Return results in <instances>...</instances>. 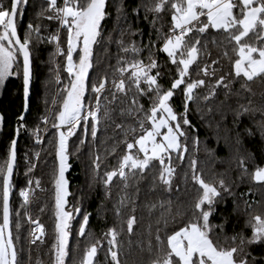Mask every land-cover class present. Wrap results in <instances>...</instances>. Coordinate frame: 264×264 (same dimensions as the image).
I'll return each instance as SVG.
<instances>
[{"label":"snow or ice","instance_id":"6c2138e0","mask_svg":"<svg viewBox=\"0 0 264 264\" xmlns=\"http://www.w3.org/2000/svg\"><path fill=\"white\" fill-rule=\"evenodd\" d=\"M27 3L28 0H8L5 5L4 0H0V87L9 77H22L23 112L27 113L33 80V52L40 43L54 45L51 62L54 64L53 81L58 87L51 101H44L45 115L30 130L35 143L41 145L44 143L42 134L47 132L49 124L55 129L56 162L51 174L54 200L51 264H68L72 221L76 217H80L76 236L86 241L83 255L76 264H98L95 258L101 249L105 250V258L110 264H123L120 237L126 231L127 243L132 245L131 236L137 222L132 213L136 211L139 191L137 188L136 193L129 195L127 190L136 187L145 178V172H154L153 188L159 184L165 192H171L177 167L174 160L184 162L189 142L194 153L199 151L200 140L195 135V125L189 119L190 112L200 114V102L206 104L214 99L217 89L224 90L226 98L242 96L243 93L251 96L254 95L251 83L264 81V0H140L130 9L125 7L124 0H116L114 24L108 32H105V22L112 16L110 0H43L36 18L55 22V30L44 35L42 29L47 32V26L29 22L21 35L19 20ZM166 10L170 13L167 32L161 23V14ZM141 17L148 26L147 42L143 39L144 29L134 28L132 23L135 20L139 25ZM209 30L222 37L219 42L212 39L211 43L222 48V57L230 61L232 71L228 74L217 75L220 68L214 66L219 65L218 59L210 63L204 59L210 56L208 41L204 39ZM61 31L64 32L63 40ZM113 32L117 33L115 39ZM112 43L117 48L116 63L111 74L97 77L92 72L96 65L95 50L104 46L107 52ZM229 45L234 60L229 55ZM144 52L147 55L142 57ZM157 53L165 55L167 72L161 71L165 64L157 59ZM56 57L63 58V68L56 62ZM61 71L67 74L66 82L61 78ZM165 75L170 79L167 88L160 82ZM237 81L240 91L234 92L232 85ZM201 89L203 93L199 91ZM177 94L182 98V110L179 112L172 104ZM141 98L148 100L147 107L140 102ZM258 111L261 120L257 122V128L264 136V108L253 107L251 99L247 103L237 101L233 109V124L238 125L241 117L255 115ZM207 112L211 113L212 108L208 107ZM113 113L121 118L119 123ZM203 118L200 115V119ZM4 119L0 115V130ZM24 119L23 113L17 117L20 122ZM107 122L120 130L121 139L111 137L115 142L105 152L114 155L121 145L124 147L116 166L101 174V165L106 157L95 149L98 132ZM22 128L28 131L24 123H20L14 137L19 136ZM245 132L253 135L251 129L245 128ZM72 137L76 139L72 141L73 151L70 152ZM85 146L89 148L92 173L89 187L99 178L105 200L111 198L114 178L121 187L113 203L119 224L108 227L100 237H96L89 228L91 213L82 211L79 199L72 205L68 200L72 195L66 176L72 167L70 159ZM16 148L17 140L13 138L6 159L0 163V264H24L20 255L24 249L18 247L22 220L33 225L27 237L30 245L37 244V241L43 244L46 236L44 225L38 217L33 219L29 211L36 191H46L39 178L29 177L26 186L19 191V206L14 209L11 205ZM39 158V151L34 153L31 161L25 154L26 176L35 170ZM187 167L190 176L185 172L184 179H190L198 192L187 210L190 217L169 231L170 224H176L177 217H183L186 212L180 208L173 212L170 199L161 202V208L167 207L156 221L155 231L149 225L146 244L137 242L140 251L148 253V264H264V255H253L257 246L264 249V214L248 211L252 203H259L247 199L252 195V189L237 193L234 186L239 187V183L226 182L223 174L206 180L197 169L195 155L188 158ZM238 167L237 180L240 183L247 179L264 188V167L257 166L249 172L243 156L238 157ZM229 198L232 199L233 213L239 208L238 201L243 202L248 216L244 227L250 229L249 234L241 230L228 235L225 232L226 217L221 223L213 222L217 206ZM129 205V214L124 218L122 210ZM30 252L29 249V256ZM37 264L41 262L38 260Z\"/></svg>","mask_w":264,"mask_h":264},{"label":"trees","instance_id":"16d2710c","mask_svg":"<svg viewBox=\"0 0 264 264\" xmlns=\"http://www.w3.org/2000/svg\"><path fill=\"white\" fill-rule=\"evenodd\" d=\"M140 0H124L125 7H135ZM7 5L8 0H4ZM43 0H28L27 5L24 6L23 16L19 20V31L23 35V31L29 22L33 24L42 23L47 26V32L42 29V34L47 35L55 30V22L39 21L36 18V13L40 10ZM113 5L109 8L112 12V16L105 22V32L112 30L115 18V3L116 0H110ZM163 19L161 23L164 24V31L167 32L168 24L170 21V13L166 10L161 14ZM133 27H140L144 29V42H147L148 38V26L141 21L139 25L135 20L132 21ZM115 39L117 33H112ZM61 39H64V32L61 31ZM127 39V37H125ZM133 39H138L133 37ZM204 39L208 41V52L210 56H206L204 59L210 63L213 59L220 61L219 65L214 67L220 68L217 75L228 74L232 71V65L228 59L222 57V48L215 47L212 43V39H216L219 42L222 37L219 33H215L209 30V33L205 34ZM229 55L235 59L234 54L230 51ZM54 52V45L48 43H40L36 45L33 52V85L31 90L30 110L25 119L24 125L28 129L24 134L23 129L20 130L19 144H18V160L13 180L12 202L11 205L15 209L19 206L21 198L19 197V191L26 186L29 177H36L41 180V186L46 191L37 190L33 200V211L35 217L39 218L44 225L46 236L44 237V243L38 242L35 246L31 247L29 256V243H28V228L26 223L22 220V227L20 229V242L18 247L23 248L21 252V259L24 264H37L39 260L41 264H51L50 247L53 242L54 236V215H53V190L51 185V174L56 162L55 157V129H52L50 124L46 132L43 146L35 143L34 137L31 135V129H33L40 121L39 118L45 115L46 105L44 101L47 99L51 101L56 93L57 85L53 81L54 77V64L51 62L52 53ZM117 48L115 43H112L107 47V52L104 50V46H100L95 50L94 60L96 61L95 67L92 72L97 74V77L105 73L111 74L112 66L116 63L115 54ZM144 52L141 56H146ZM157 59L165 64V67L161 69L162 72H167L166 57L163 53H157ZM57 63H60L63 68V58L56 57ZM61 78L65 80L67 74L61 71ZM91 76V72H90ZM231 78V77H229ZM214 79V78H213ZM165 88L169 87L170 79L167 75L160 81ZM233 91H240L239 81L232 85ZM251 88L254 95L243 93L242 96L230 95L227 98L224 95V90L217 89V95L214 99L209 100L206 104L200 102V114L195 111L190 112L189 119L196 127L195 135L200 140V146L198 152H193L191 142H189V152L185 155L183 163L177 165L175 178L173 180V186L171 192H165L163 187L159 184L153 188L152 175L145 172V178L142 179L136 187H130L127 192L129 195L136 193L138 188V195L136 196V211L132 213L136 216V224L134 225V234L131 236L133 241L129 246L127 241L129 239L127 232L122 233L120 240L123 242L121 251V260L123 264H148L149 255L147 252H142L137 247V242L146 244L149 239L148 231L149 225L154 232L157 224L156 221L160 218V214L165 208H161L160 204L163 201H172V210L175 212L177 208L184 210L186 214L183 217H177L176 224H170L169 231L172 227H177L190 217V206L194 203L196 196L198 195L197 186L184 179L185 172L189 173L188 158L195 155L197 159V169L201 171L206 180H212L213 178H219L220 174H223V178L226 182L237 181L239 187L234 186V190L237 193L246 192L249 188L252 189V195L247 197L249 201L252 199L255 202L252 203V208L248 211L252 214H264V188L257 185L250 180H245L240 183L237 180L240 169L238 167V157H245V165L249 172L253 171L255 167H264V136L260 134L257 128V122L261 120L260 112L255 115H246L241 117V122L238 125L233 124V109L237 106V101L240 103H247L248 99L252 100V106L261 109L264 108V81L256 80L251 83ZM203 93V90H199ZM145 107L148 106V100L141 98L140 101ZM222 102V103H221ZM23 84L22 77L12 76L5 81L3 87H0V115L4 116V124L2 130H0V163H2L7 157L8 146L11 139L14 137V132L18 124L17 117L23 113ZM172 104L175 110L178 112L182 110V98L179 94L175 95L172 100ZM194 107V106H192ZM211 107L212 112L208 113L207 108ZM200 115H203V119H200ZM113 117L116 122H120V117L113 113ZM245 128L251 129L253 135H248L245 132ZM239 134V137L238 135ZM79 135V131L77 133ZM111 137H115V140L121 139L120 130L115 129V126L110 122L106 123V126H102L98 132V139L96 141V149L102 154L103 163L101 165V174L105 170H110L117 164V158L123 152V145L117 150L114 155H108L105 149L110 148L115 142ZM237 138L240 143L237 144ZM76 137H72L69 141V151H73L72 141ZM102 141H105L102 143ZM39 151L40 158L37 161V166L32 173L25 175L27 164L25 163V154L29 161L32 160L34 153ZM89 148L85 146L76 155L72 156L70 163L71 169L66 176L69 180V190L72 195L68 198L69 205H72L79 199L82 211L91 213L89 218V228L96 237H100L103 231H106L108 227L118 226L119 221L115 216L113 210V203L118 198V193L121 192V187L114 178L111 198L105 200L103 185L100 183L99 178L91 187V168L90 159L88 156ZM224 162V163H223ZM226 162V164H225ZM174 163L177 162L174 160ZM239 208L236 213H233L232 199L229 198L224 204L217 206L216 215L214 217V223H221L223 219L227 218V224L225 225V232L231 235L233 231L239 232L241 230L247 235L250 233V229L245 228V221L248 216L245 212V206L242 201H238ZM152 205H156L152 208ZM102 206V207H101ZM131 205L129 208L122 210V217L126 218L129 214ZM43 208V211L40 209ZM99 212V214H98ZM23 216V212H22ZM80 217H76L72 222V237L69 241L70 255L68 257V264H76V262L82 257L83 249L86 241L84 238H78L76 236L77 221ZM163 235V233H162ZM222 239V237H221ZM154 242V241H153ZM106 247V241H104ZM78 245V248H77ZM73 249H76L73 251ZM28 252V253H27ZM28 255V262L25 257ZM253 255H264V249L257 246L253 252ZM98 264H110V261L105 258V250L98 251L95 258Z\"/></svg>","mask_w":264,"mask_h":264},{"label":"water","instance_id":"95a60500","mask_svg":"<svg viewBox=\"0 0 264 264\" xmlns=\"http://www.w3.org/2000/svg\"><path fill=\"white\" fill-rule=\"evenodd\" d=\"M32 66H33V63H32ZM32 85H33V80H32L31 85H30V95H29V101H28V103H29V110H30V99H31ZM29 110H28L27 113H24V112H23V114H24V116H25V119H26V117H27V115H28V113H29ZM25 119H24L23 122L18 121L17 127H19V124H20V123H24V122H25ZM17 127H16V128H17ZM22 129H23V131H24V134H26L27 131H26L24 128H22ZM19 137H20V134H19L18 137H15L16 140H17V148H16V151L18 150ZM17 160H18V155H17ZM16 165H17V162H16ZM15 170H16V167H15ZM15 170H14V175H15ZM14 175H13V180H14ZM10 202H12V193H11V197H10Z\"/></svg>","mask_w":264,"mask_h":264},{"label":"built area","instance_id":"2783aa9c","mask_svg":"<svg viewBox=\"0 0 264 264\" xmlns=\"http://www.w3.org/2000/svg\"><path fill=\"white\" fill-rule=\"evenodd\" d=\"M43 135V140L45 139V137H46V133L45 134H42ZM40 146H43V144H41ZM33 200H34V197H33ZM29 211H30V213H31V215H32V217H33V201H32V203L30 204V206H29ZM33 225H29V228L30 227H32ZM29 228H28V231H29ZM39 241H37V243H38ZM36 245V244H35ZM35 245H30L29 244V247L31 248V247H33V246H35Z\"/></svg>","mask_w":264,"mask_h":264},{"label":"rangeland","instance_id":"374dc122","mask_svg":"<svg viewBox=\"0 0 264 264\" xmlns=\"http://www.w3.org/2000/svg\"><path fill=\"white\" fill-rule=\"evenodd\" d=\"M186 155V154H185ZM177 162V165H179V164H181V163H179L178 161H176ZM224 163V162H223ZM225 164H226V162H225ZM251 201L250 202H252L253 200L252 199H250ZM263 204H264V199H263ZM33 219H36V217H35V215H34V211H33ZM40 221V220H39ZM74 221V220H73ZM72 221V222H73ZM26 223V222H25ZM40 223H41V221H40ZM42 224V223H41ZM26 225H27V228H29V224L28 223H26ZM29 249L31 250V248L29 247ZM28 253V252H27ZM24 260H26V262H28V255H27V257H25V259Z\"/></svg>","mask_w":264,"mask_h":264}]
</instances>
